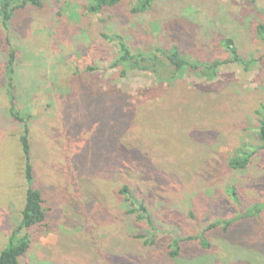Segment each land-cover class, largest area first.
<instances>
[{"label":"rangeland","instance_id":"1","mask_svg":"<svg viewBox=\"0 0 264 264\" xmlns=\"http://www.w3.org/2000/svg\"><path fill=\"white\" fill-rule=\"evenodd\" d=\"M136 3L94 15L88 0H42L9 30L0 20V252L26 191L12 94L46 213L20 264H264V208L247 214L264 204V0H156L135 16ZM114 34L133 54L175 46L198 65L228 60L233 40L255 63H226L214 80L121 77ZM241 153L247 169H230Z\"/></svg>","mask_w":264,"mask_h":264},{"label":"trees","instance_id":"2","mask_svg":"<svg viewBox=\"0 0 264 264\" xmlns=\"http://www.w3.org/2000/svg\"><path fill=\"white\" fill-rule=\"evenodd\" d=\"M122 0H88L87 11L91 14L98 15L106 10L116 8ZM156 0H137V3L131 8L132 15H143L152 9ZM256 2L258 0H248ZM42 0H1L0 1V20L5 30H9L10 23L19 10L27 7H42ZM256 32L260 40L264 44V24H258ZM106 37V36H104ZM107 38V37H106ZM112 40L118 48V58L113 67L120 70L121 77H125L127 73L137 71L142 73L153 74L157 80L165 79L166 81H174L180 78L185 71L191 70L198 72L201 78L214 80L217 78L219 68L226 63H237L243 67V71L248 72L254 60L242 59L238 53V49L233 40L223 41V46L228 50L230 58L224 62L214 61L202 65L193 64L186 60L177 47L173 46L168 50H157L152 56L142 54H133L124 37L114 34ZM88 70L92 71V68ZM11 73L12 68H10ZM12 82L9 83L8 92L12 90ZM10 103V114L16 121L23 125V133L19 137L20 150L23 157V176L26 183V191L24 204L20 212L19 225L12 231L7 247L0 252V264H20V259L25 256L30 246V238L28 232L44 225L46 221V213L43 207L44 201L42 192L36 187L35 173L32 165L31 146L29 138L28 120L22 116L17 109L15 97L8 95ZM259 122L257 141L259 144L258 151H264V106L258 111ZM252 155L243 154L232 158L229 162L230 169L234 171H244L249 166ZM121 193L130 202L128 188H123ZM233 195H235L232 189ZM264 208V204L256 205L248 211L247 214L259 213ZM143 215L140 219L150 223L146 206L141 203L139 207ZM141 239V237H139ZM174 251L172 257L178 255L177 242L173 245Z\"/></svg>","mask_w":264,"mask_h":264}]
</instances>
